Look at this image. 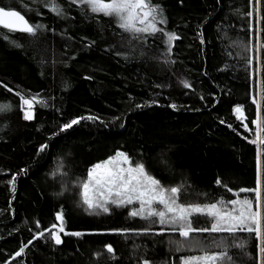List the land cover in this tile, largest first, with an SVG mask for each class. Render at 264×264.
I'll use <instances>...</instances> for the list:
<instances>
[{"label":"trees","instance_id":"16d2710c","mask_svg":"<svg viewBox=\"0 0 264 264\" xmlns=\"http://www.w3.org/2000/svg\"><path fill=\"white\" fill-rule=\"evenodd\" d=\"M24 2L36 11H23L19 0H0V6L10 3L49 31L35 38L10 34L23 48L0 36V104L15 106L0 113V264H139L143 258L181 264L182 255H200L195 249L176 252L169 241L182 238L167 226L161 232L158 218L131 216L139 202L109 205L108 213L86 211L73 182L87 179L94 164L123 151L142 161L166 187L185 184L181 203L206 204L222 197L249 199L254 207L255 192L239 190L257 186L258 145L251 141L257 139L252 123L257 103L264 117V0H153L167 18L158 27L179 37L170 51L162 34L129 45L113 19L82 16V6L69 7L67 0L58 2L68 9V19L57 18L42 3ZM0 31L9 35L6 29ZM182 80L191 87L185 88ZM17 91L39 93L38 99L46 101L34 105L30 121L23 118ZM237 104L243 106V120L234 112ZM87 116L99 119L81 120L53 136L63 123ZM41 144L48 148L38 154ZM259 147L264 162V145ZM61 158L69 173L63 179L59 173L51 175ZM13 175L15 191L9 184ZM57 213L63 215L62 244L55 245L48 232L33 239L53 224L58 230ZM192 219L194 227L209 226L206 215ZM73 232L83 235H65ZM236 235L247 247L231 250L235 264H262L261 240L255 233ZM106 244L113 246L114 257ZM24 245V253L16 256Z\"/></svg>","mask_w":264,"mask_h":264},{"label":"snow or ice","instance_id":"6c2138e0","mask_svg":"<svg viewBox=\"0 0 264 264\" xmlns=\"http://www.w3.org/2000/svg\"><path fill=\"white\" fill-rule=\"evenodd\" d=\"M33 3H42L43 7L47 8L52 14L59 19H68L69 12L64 5L60 4L58 0H32ZM69 7L71 5L82 6L81 15L92 14L93 17L101 15L105 18H110L115 21V26L121 30L122 34H127L129 45L135 43H144L148 37L155 38L157 34H162L167 37L166 43L171 50L172 42L179 37L175 32H166L164 28L158 25L167 24V18L162 5L154 3L153 0H67ZM20 7L25 12L36 11V9L29 7L24 0H19ZM37 11V15H40ZM7 30L9 35L0 31V36L10 43L13 47L23 48V45L14 39H10V34L15 32L25 33L30 37H38L42 33L49 31L48 26L43 23H31L22 11L16 10L9 3L0 6V30ZM146 34V35H144ZM71 39V37H69ZM94 43V42H93ZM118 56L128 58L126 53L117 52ZM169 61H165L168 63ZM174 62V61H173ZM181 84L185 88H190L191 84L187 80H182ZM7 87V85H4ZM67 87V83L65 84ZM159 87V85L157 86ZM12 91L11 89H8ZM16 96L20 99L19 108L23 111V118L25 120L33 119L34 105L45 104L43 98H39V93L32 95H25L17 91ZM261 96L264 98V87L261 89ZM203 99V97H201ZM255 102V101H254ZM26 106V107H25ZM147 105H136V108L145 107ZM176 108L175 104L171 105ZM15 106L8 102L0 104V113L6 114L13 111ZM237 118L243 120V106L237 104L234 108ZM261 105L257 103V118L252 121L256 126L257 139L251 141L252 144L258 145L257 151V179L255 189H240V192H255V210L253 201L249 199H232L224 200L222 197L209 203H181V195L185 191L186 185L183 183L175 186H165L161 180L151 175L146 169L142 161H134L133 158L123 151H117L114 156H109L106 160L94 164L87 171V179L77 178L74 185L79 189L82 205L86 206L85 210H95L97 214L99 211L108 213L110 211L109 205L116 207H123L131 205L134 202H139V209H134L130 215L140 216L144 219L158 218L161 227V232L167 229L178 233L182 239L170 240V245H175V251L181 252L184 249L198 250L200 255H182L180 257L181 264H235L234 258L231 255L232 249H245L247 241L239 240L238 232L255 233L256 237L261 240L260 253L264 256V230H262V209H264V198H262V190H264V162L261 160L260 145H264V117L261 116ZM96 120L99 117L87 116L71 119L70 121L60 125L59 132L53 133V136L59 133L72 129L74 125H78L81 120ZM116 120L120 117L114 118ZM221 123H224L222 120ZM123 127V124L120 125ZM232 128V125H228ZM245 129H248V124H243ZM48 148V144H41L38 150L44 152ZM167 162L165 161V164ZM66 165L63 158L58 162L57 167L51 172L53 177L60 174L61 179L69 175L65 171ZM23 173L27 169L20 170ZM16 175H13L9 184L12 185L15 191ZM216 183L223 185L221 179H217ZM62 189H66L67 185L62 183ZM231 192L232 189L228 188ZM58 193V195H62ZM206 198V194H205ZM159 205L163 206V210L159 209ZM194 215H206L210 218L209 226L194 227ZM56 219L61 221L58 230L57 225L53 224L51 229H43L38 231L33 239L44 237L45 232L49 233V238L54 240L55 245H61V232H64L63 215L57 213ZM37 228L40 227L39 221L36 222ZM112 232L125 233L128 229H110ZM147 232L148 230H142ZM207 233L211 236V240L206 241L199 235ZM213 234H226L219 235ZM65 235L81 236V232L65 233ZM32 244V240L28 241ZM27 245L22 246L16 252V256H20L25 251ZM105 249L107 253L115 256V250L111 244H106ZM97 256L101 253H96ZM139 264H154L148 258L140 260ZM264 264V261H262Z\"/></svg>","mask_w":264,"mask_h":264},{"label":"rangeland","instance_id":"374dc122","mask_svg":"<svg viewBox=\"0 0 264 264\" xmlns=\"http://www.w3.org/2000/svg\"><path fill=\"white\" fill-rule=\"evenodd\" d=\"M260 79L257 80V91H258V99L260 98ZM254 210H255V206H254Z\"/></svg>","mask_w":264,"mask_h":264}]
</instances>
